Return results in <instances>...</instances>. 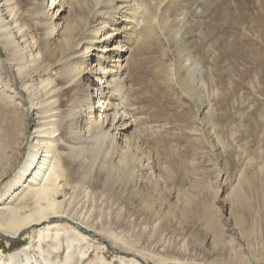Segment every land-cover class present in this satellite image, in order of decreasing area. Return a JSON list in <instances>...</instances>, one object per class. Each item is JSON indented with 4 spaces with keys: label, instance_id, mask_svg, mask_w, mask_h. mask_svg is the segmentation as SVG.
I'll use <instances>...</instances> for the list:
<instances>
[{
    "label": "bare ground",
    "instance_id": "1",
    "mask_svg": "<svg viewBox=\"0 0 264 264\" xmlns=\"http://www.w3.org/2000/svg\"><path fill=\"white\" fill-rule=\"evenodd\" d=\"M56 2L58 10L65 4L69 6L64 11L67 16L62 26L58 29L61 19H54L57 10L50 16V25L40 28L45 24L35 17L48 14L47 8ZM177 3L175 0H0V49L5 52L2 55L0 51V237L30 240L29 245L7 255L0 249V264H33L27 254L32 243H36L34 249L42 264H55L49 255L63 246V240V264L82 263L88 251L84 245L95 250L100 247L113 250L121 261L129 264H147L145 256L132 250L133 246L125 248L131 247L130 241L121 240V246H116L117 236L97 222L91 207L107 197L119 203L127 192L128 205L136 203L153 224L169 222L175 213V207L167 204L165 197L172 181L171 164L177 168L182 165L173 147L178 138V121L187 123L186 130L198 132L201 147L210 149L207 136L204 137L215 128L210 83L207 74L195 72L193 51L197 43L174 25ZM22 8L32 17L30 25L19 14ZM188 17L187 12L182 15L183 24ZM54 33H58L55 40L51 39ZM92 48L96 52L89 61ZM136 50L144 52L134 62ZM153 51V60L148 61V76L152 79L146 82L142 76L146 59L142 56ZM125 56L129 60L125 61ZM87 71L92 77L83 75ZM17 85L28 93V102L35 112L31 136L28 133L31 124L25 115L27 104ZM175 86L185 112L167 113L161 102L165 95H174ZM146 101L153 103L154 113L160 112L167 118L165 122L153 120L154 114L148 119L137 118L146 110V106L139 104ZM160 122L163 125L151 127ZM213 137L215 147H219L222 168L228 170L230 144L216 133ZM167 149L171 155L159 163ZM154 162L162 165L159 167L162 175L151 168L149 173H143ZM248 164L242 163L238 168L235 184L230 185L226 195L230 216L246 241L251 240L256 230L243 228L242 211L247 210L254 223L260 217L251 200H257L264 223V177L251 174ZM136 178L135 190H127ZM116 188L118 192L114 191ZM173 198L182 206L191 202V198L178 191ZM86 201L91 207L82 211ZM78 203H82V208H78ZM204 225L213 242L223 239L216 208L206 216ZM233 242L230 237L228 243L235 251L229 261L247 264ZM96 259L106 264L102 256L96 255ZM40 263L34 260V264Z\"/></svg>",
    "mask_w": 264,
    "mask_h": 264
},
{
    "label": "rangeland",
    "instance_id": "2",
    "mask_svg": "<svg viewBox=\"0 0 264 264\" xmlns=\"http://www.w3.org/2000/svg\"><path fill=\"white\" fill-rule=\"evenodd\" d=\"M175 1L178 2L176 7L178 13L173 16V19L176 20L174 25H176V29L188 33L186 37L190 41L193 40L197 43L193 51L197 63L195 72L202 75L207 74L210 83L209 100L213 110V128H215L213 132L204 135V137L207 136L206 139H209L206 142H209L208 146L211 150L209 147H201V142L197 139L198 132L195 134L191 130H186L184 125L187 123L178 121L179 131H176L178 138L173 141V147L176 149L182 165L177 168L171 164L173 173L170 175V179L172 181L169 182L171 186H168L165 197L166 203L173 204L175 207V213L170 216L169 222L153 224L145 212L140 207H136V203H133L132 206L128 205L125 197L127 192L123 193L124 197L119 203L107 197L98 200L96 206L91 207L86 201L82 211L91 207L92 215L98 220L97 222L110 228L112 233L117 236L116 246H121V240L130 241L131 247L129 245L125 248L130 249L133 246L132 250L145 256L147 264H178L200 261L211 262V264H235L229 261L231 254L235 251L231 249L232 247L230 248L231 245L228 243L230 237L234 238L233 246L239 250V253L242 252L241 254L248 261L247 264H264V223L257 200H251L252 208L259 212L258 217H260L257 219V223H254L247 210L241 213L244 215V217L242 216L243 228L250 230L253 227L256 230L249 241L240 237L238 227L234 225V219L230 216V204L226 200V195L230 191L229 187L231 184H235L237 170L242 163L249 162L247 170L249 169L251 174L264 177V0ZM56 5L59 4L56 2L51 8H47L50 10L48 14L40 13L38 17H35L45 24L39 26L40 28L50 25V16L58 10ZM68 9L69 6L65 4L62 9L58 10V14L54 18L61 19L58 29L62 26L64 16H67L64 11ZM26 10V8H22L19 14L28 23L32 17L27 13L28 11L25 12ZM186 12L189 17L183 24L181 19ZM28 25L30 24L28 23ZM39 34L40 32L36 33L37 37ZM57 38L58 33H54L51 37L53 40ZM0 51L2 55H5L3 49ZM89 52L88 60L90 61L96 51L92 48ZM143 52L144 50H136L133 54L134 59L132 58L134 62L141 58ZM105 53L108 55L109 51L107 50ZM154 55L153 51L152 54L142 56L146 59L143 66L145 72L142 75L146 82L152 79L151 76H148L150 72L148 61L153 60L152 56L154 57ZM123 59L129 60L127 56ZM90 74L89 71L83 73L85 77H92ZM17 91L27 104L25 115L27 122L29 121L31 124L28 130L31 136L35 112L28 102V93L19 85H17ZM175 91L174 95H165L162 99L161 106L168 109L167 113L184 111L180 107L181 94L176 86ZM139 105L146 106V110L143 115L139 114L138 119H148L153 114L156 116V119L153 120L165 122L167 119L162 113L156 114L152 111L154 107L150 101ZM164 122L152 124L151 127L163 125ZM202 130L205 131L204 134H207L205 129L202 128ZM215 133L221 140L230 144L227 152L230 153L231 165L228 170L222 168V159L218 157L219 147L214 145L215 137L213 136ZM231 133H233L232 136ZM149 137H152L151 133H149ZM182 153H185L186 157H183ZM168 155H171L169 149L166 150V153L161 154L159 163L168 159ZM154 163L143 173H149L148 170L151 168L154 169L155 174L162 175L163 171L160 170L162 165L156 163L154 165ZM92 177V180H95V174ZM135 180L126 187L127 190L132 188L135 190L138 182L137 178ZM162 180L165 181L164 178ZM118 189L116 188L114 191L118 192ZM176 191L191 198L190 204L182 206L181 202L176 203L173 198ZM76 197L77 200L81 199V197ZM77 206L82 208V203H78ZM134 206L135 210H133ZM213 208L217 209V217L224 235L223 239L217 243L212 241L211 234L204 225L206 216ZM91 234L94 233L91 232ZM93 241L91 240V243ZM62 243L63 246L60 245L62 248L58 247L57 253L55 251L49 255L50 257L48 256L50 261L55 264H63L64 240ZM29 244L28 238L19 237L14 240L0 238V249L6 255ZM34 244L35 247H33ZM34 244L30 245L27 254L33 264L34 260L42 264V258L37 249H34L36 243ZM83 247L88 251L86 250L87 255L80 264H91L94 261V264H104L97 261L96 255L102 256L106 264H129L127 261H121L117 253L108 248L100 247L95 250L94 247L87 245Z\"/></svg>",
    "mask_w": 264,
    "mask_h": 264
},
{
    "label": "water",
    "instance_id": "3",
    "mask_svg": "<svg viewBox=\"0 0 264 264\" xmlns=\"http://www.w3.org/2000/svg\"><path fill=\"white\" fill-rule=\"evenodd\" d=\"M0 238H2V239H6V238H4V237H0ZM6 240H14V239H6Z\"/></svg>",
    "mask_w": 264,
    "mask_h": 264
}]
</instances>
